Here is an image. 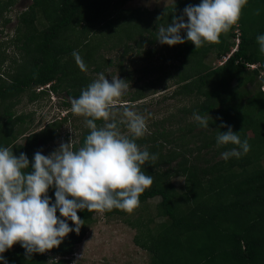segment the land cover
<instances>
[{
	"label": "trees",
	"instance_id": "1",
	"mask_svg": "<svg viewBox=\"0 0 264 264\" xmlns=\"http://www.w3.org/2000/svg\"><path fill=\"white\" fill-rule=\"evenodd\" d=\"M130 1L33 0L21 11L14 42L23 51L24 59L15 74L9 78L0 75V147H10L17 156L25 153L33 162L39 141L47 143L59 137L69 115L29 134L24 144L17 143L24 129L16 126L24 123L26 116L16 115L13 108L23 93L32 91L30 100H35L40 94L34 88L52 82L55 92L65 91L71 98H78L81 90L96 79L94 71L106 61L101 51L121 49L123 56L135 51L147 65L130 73L129 80L139 72L138 80L144 81L130 102H137L148 90L171 80L173 84L168 87H175L171 96L188 97L194 103L179 108V115H172L175 128L161 129L166 121L161 119L153 123L155 129L136 141L142 149L158 156L154 163L142 166L145 174L153 176V184L141 194L139 205L131 213L113 209L104 211L105 216L132 215L144 210L150 199L159 197L156 209L162 221L155 222L153 216L144 218L143 214L133 221L125 218L137 228L134 241L150 254V264H264V76L255 92L247 89L264 71V55L256 41L258 35H264V0H248L239 21L222 33L218 42L205 43L197 49L190 41L175 46L156 41L157 17L166 13L158 22L166 26L174 13L181 16L186 6L201 0H175L154 9L129 8ZM16 2L0 0V18L5 23L10 18L4 14ZM237 24L241 31L238 49L220 65L207 62L211 53L219 60L232 50ZM182 35L186 37V33ZM73 51L79 52L85 70L76 64ZM157 54L176 63L167 69L154 64L150 60ZM7 58L0 48V67ZM248 64L259 65L252 69ZM162 71L163 75L156 74ZM150 74L155 77L146 78ZM63 104L70 106L66 100ZM194 113L207 115L209 127L190 120ZM221 124L231 126L242 141L249 142L247 154L227 161L211 155L212 150L221 155L236 147H217V132L228 130ZM186 129L189 138L183 132ZM250 130L255 131L253 137L248 135ZM88 133L84 131L73 146H81ZM203 152L206 153L202 156ZM176 176L184 177L181 187L173 181ZM54 192V188L48 192L53 202ZM96 213L78 212L84 220L79 234L71 232L58 248L44 254L33 253L28 258L26 250L17 243L3 254L7 264H75V248ZM67 222L75 227L70 220Z\"/></svg>",
	"mask_w": 264,
	"mask_h": 264
},
{
	"label": "clouds",
	"instance_id": "2",
	"mask_svg": "<svg viewBox=\"0 0 264 264\" xmlns=\"http://www.w3.org/2000/svg\"><path fill=\"white\" fill-rule=\"evenodd\" d=\"M247 3L248 0H201L199 4L186 6L181 16L174 13L166 26L158 23L164 13L157 17L156 41L168 46L190 41L195 49L205 43H216L222 33L239 21ZM256 41L264 55V35H258ZM72 55L78 67L85 70L79 52L73 51ZM50 88L51 91L36 93L52 92ZM128 88V81L120 77H112L110 81L99 73L78 98L71 99L70 111L85 117V126L90 130L78 148L71 140L61 143L49 155L37 151L30 162L25 153L17 156L10 147H0V261L3 264H7L3 254L17 243L31 258L33 253L44 254L58 248L71 232L79 234L84 225L78 215L80 211L118 209L131 213L139 205L141 194L153 184V176L145 174L142 166L154 163L158 156L136 142L147 132L144 115L131 107H124L119 119L112 114L115 101ZM193 119L203 128L209 127L207 115L194 113ZM97 121L103 123L98 125ZM121 125L127 129L126 133L121 131ZM221 127L228 130L217 132V147L236 146L221 153L224 160L240 158L250 151L249 142L242 141L231 126L221 124ZM50 188L55 189L54 202L48 195Z\"/></svg>",
	"mask_w": 264,
	"mask_h": 264
},
{
	"label": "rangeland",
	"instance_id": "3",
	"mask_svg": "<svg viewBox=\"0 0 264 264\" xmlns=\"http://www.w3.org/2000/svg\"><path fill=\"white\" fill-rule=\"evenodd\" d=\"M173 1L175 0H131L128 3V7H146L149 9L163 8ZM32 2L33 0H17V2L4 14V17L10 18V21L5 23L4 20L0 18V31H2L0 34V48L8 57L0 67V75H4L5 77H8L10 74H15L19 69L18 64L23 62V51L18 48V44L14 42V39L17 32L18 16L21 11L26 10ZM231 51L229 53H231ZM164 53L167 54L168 52L164 51ZM101 54L105 57L104 59H106V61L101 65L98 71H94L95 66L93 65L91 67V72L94 71L92 75L97 78L99 73H103L110 81L112 77H120L128 81L129 84L127 92L119 97L112 106V114L116 119L120 118V114L124 107H131L146 117L147 131L155 129L157 126L153 123L161 119L166 120L161 129L164 128L165 130H169L175 128L177 125L175 121H173L175 118H173L172 115H179V108L190 106L194 103V101L188 97H172L171 94H173L175 87H168V85L171 86L173 84L171 80H166L165 84L157 86L155 90H148L145 97L137 102H130V97L138 91L139 86L144 82L143 80H138L140 75L139 72L133 73L134 79L132 81L129 80L130 73L146 66L147 61L139 54L135 53V51L123 56L121 49L112 50L111 48L104 49L101 51ZM214 56L215 55L211 53L207 56L206 61L212 62L214 66L223 63V57L217 60ZM150 61L154 62V64H162L166 69L176 63V61L173 60H163L159 54ZM150 61L148 60V63ZM120 62H122V64H120ZM163 72L165 71L156 74L163 75ZM262 76H264V71H261L260 76L256 79V83H249L247 85V89L251 92H255L261 84ZM154 77L155 74H150L146 78L152 79ZM262 90L264 91V88H262ZM31 93L32 91L24 92L19 103L13 108L16 115L26 116L25 122L22 124L18 123L16 126L18 129H24L23 135L18 137L17 143L24 144L29 134L41 130L55 120L59 121L61 117H64V113H66V116L69 115V119L62 124L59 130V137L47 143L39 141L36 147L37 151H41L44 155H49L56 150L61 143L70 142L72 140L74 144L80 139L84 131H90L85 126V117L76 116L70 111L72 98L68 96L65 91H44L35 100H30ZM64 100H66L70 106H65L63 104ZM178 119L179 117L176 118V120ZM189 119L193 120V117L191 116ZM185 123L182 125H185ZM187 130L188 129L183 132L187 134L189 138L190 135ZM121 131L126 133L127 129L121 125ZM179 135L178 133V136ZM248 135L253 137L255 131L250 130ZM205 153L206 152H203L201 155L203 156ZM211 155L216 159L222 158L221 155H215L214 150L211 151ZM175 163L176 162H173V165ZM173 181L178 187H181L184 183V177L176 176L173 178ZM159 200V197L152 198L148 201L147 205L144 206V210H138L132 215H126L125 217L114 215L107 218L104 212H97L94 215L95 220L87 226L83 240L75 248L77 253L73 258L74 263L81 257L76 264H150V254L138 246L134 241L137 228L130 225L125 218L129 217L133 221L135 217L143 214L144 218L153 216L155 222L162 221L163 218L157 216L156 203Z\"/></svg>",
	"mask_w": 264,
	"mask_h": 264
},
{
	"label": "built area",
	"instance_id": "4",
	"mask_svg": "<svg viewBox=\"0 0 264 264\" xmlns=\"http://www.w3.org/2000/svg\"><path fill=\"white\" fill-rule=\"evenodd\" d=\"M236 29H235V32H236V37L234 38L235 40V47L232 49L231 53L237 49L239 43H240V35H241V31L239 29V25L237 24L236 25ZM231 53H228L227 55H224L223 56V63L228 59V57L230 56ZM250 68L254 69V68H257L258 65L257 64H248ZM51 83H47L45 85H39L36 87V91L37 92H42L43 90H46V89H49L51 91ZM264 88V87H263Z\"/></svg>",
	"mask_w": 264,
	"mask_h": 264
},
{
	"label": "flooded vegetation",
	"instance_id": "5",
	"mask_svg": "<svg viewBox=\"0 0 264 264\" xmlns=\"http://www.w3.org/2000/svg\"><path fill=\"white\" fill-rule=\"evenodd\" d=\"M2 31H0V34H1Z\"/></svg>",
	"mask_w": 264,
	"mask_h": 264
}]
</instances>
